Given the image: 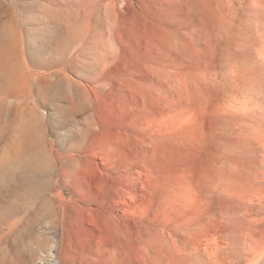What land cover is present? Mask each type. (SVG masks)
<instances>
[{
    "label": "rangeland",
    "instance_id": "1",
    "mask_svg": "<svg viewBox=\"0 0 264 264\" xmlns=\"http://www.w3.org/2000/svg\"><path fill=\"white\" fill-rule=\"evenodd\" d=\"M225 1L0 0L1 20L16 21L7 32L16 29L23 48L41 49L39 60L56 47L45 44L54 27L64 26L66 72L85 87L86 109L69 112L49 98L38 112L48 143L61 155L75 152L68 135L84 131L88 121L92 129L83 136L95 145L93 155L78 157L69 175H55L37 199L33 191L18 196L23 216L34 214L32 233H21L19 223L3 235L0 258L14 264H37L42 255L43 264H182L179 255L160 250V239L201 220L220 194L213 187L217 157L206 119L178 113L195 100L217 103L215 74L229 73L232 62L216 43L215 8ZM50 60L37 69L55 71ZM258 80L248 93H260ZM191 184L201 188L185 198ZM13 196L0 191V214ZM262 200L234 195L228 204L254 212Z\"/></svg>",
    "mask_w": 264,
    "mask_h": 264
},
{
    "label": "bare ground",
    "instance_id": "2",
    "mask_svg": "<svg viewBox=\"0 0 264 264\" xmlns=\"http://www.w3.org/2000/svg\"><path fill=\"white\" fill-rule=\"evenodd\" d=\"M215 9L219 18L216 43L222 55L232 60L229 73L220 70L215 74L220 92L216 104L195 100L191 108L178 114L184 119L200 113L206 119V136L213 142L217 157L212 161V176L219 178H214L213 186L220 194L214 198L218 204L201 220H189L176 228V235L162 237L159 247L169 257L179 255L182 264H198L199 258L204 264H259L264 258L263 200L254 212L248 207L235 209L228 202L234 195L264 199V0H228L217 3ZM15 22L12 16L5 21L0 18V191L17 195L0 214V240L19 223L21 233H32L34 214L23 216L26 210L16 201L22 192L33 191L37 199L55 175H69L78 157L95 153V145L83 136L92 129L88 116L84 131L68 135L70 151L75 152L63 156L48 143L49 134L38 112L49 98L64 102L59 107L69 112L86 109L80 97L85 87L66 72L68 57L63 43L68 35L64 26L59 23L54 27V38H46L45 44L55 42L56 47L49 58L39 60L41 49L37 53L25 49L16 29L7 32ZM49 59L58 67L55 71L37 69ZM257 78L260 93H248L249 83L255 85ZM200 188L188 185L184 197H191ZM260 213L259 218L250 217ZM23 217L26 220L21 224ZM53 249L50 245L48 253ZM46 256H39L37 264L46 263ZM0 264L14 263L2 257Z\"/></svg>",
    "mask_w": 264,
    "mask_h": 264
}]
</instances>
